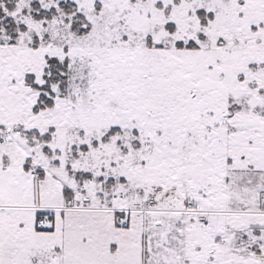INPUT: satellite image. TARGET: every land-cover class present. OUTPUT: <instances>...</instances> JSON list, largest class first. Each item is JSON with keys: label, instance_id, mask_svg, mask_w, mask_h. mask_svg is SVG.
Returning a JSON list of instances; mask_svg holds the SVG:
<instances>
[{"label": "snow or ice", "instance_id": "obj_1", "mask_svg": "<svg viewBox=\"0 0 264 264\" xmlns=\"http://www.w3.org/2000/svg\"><path fill=\"white\" fill-rule=\"evenodd\" d=\"M0 264H264V0H0Z\"/></svg>", "mask_w": 264, "mask_h": 264}]
</instances>
